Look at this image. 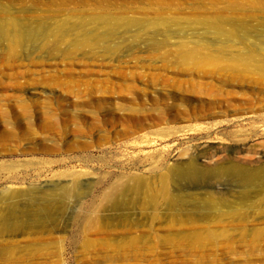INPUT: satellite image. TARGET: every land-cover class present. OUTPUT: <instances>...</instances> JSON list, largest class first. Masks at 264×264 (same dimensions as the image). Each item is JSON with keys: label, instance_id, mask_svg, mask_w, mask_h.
<instances>
[{"label": "rangeland", "instance_id": "374dc122", "mask_svg": "<svg viewBox=\"0 0 264 264\" xmlns=\"http://www.w3.org/2000/svg\"><path fill=\"white\" fill-rule=\"evenodd\" d=\"M0 19V264H264V180L163 176L264 167V0H0Z\"/></svg>", "mask_w": 264, "mask_h": 264}, {"label": "bare ground", "instance_id": "6f19581e", "mask_svg": "<svg viewBox=\"0 0 264 264\" xmlns=\"http://www.w3.org/2000/svg\"><path fill=\"white\" fill-rule=\"evenodd\" d=\"M6 19H0V28H3L4 22ZM217 24V23H216ZM216 30H222L221 27L215 26ZM231 32V31H230ZM233 33V31H232ZM209 113L208 111L206 114ZM210 114V113H209ZM207 114V115H209ZM199 116L203 117L202 114H199ZM190 119H199L197 117V114L189 115ZM207 130H202L201 133H207ZM200 148V149H199ZM198 150H200V153L203 155H207L210 150L209 146H202L199 147ZM235 159L233 157H228L224 163L218 164L215 168H204L199 163V160L196 157L190 156L189 159L186 162H182L180 159L177 160V168L176 172L172 169L168 168L166 170V173L163 175L165 180L169 177V175L172 174H178L190 178V179H202L204 177H207L209 175L212 176H221V175H230V176H237L243 181H262L264 180V167H258L255 169H249L247 167H243L236 163L234 161ZM136 182H143L142 179L136 181ZM116 190H110L106 194V198H113L116 194Z\"/></svg>", "mask_w": 264, "mask_h": 264}]
</instances>
